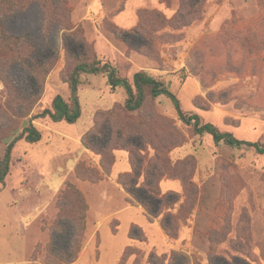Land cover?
Here are the masks:
<instances>
[{"label": "rangeland", "instance_id": "rangeland-1", "mask_svg": "<svg viewBox=\"0 0 264 264\" xmlns=\"http://www.w3.org/2000/svg\"><path fill=\"white\" fill-rule=\"evenodd\" d=\"M61 2L0 0V159L31 121L42 132L37 143L16 142L10 174L0 184V264H46L51 241L69 247L71 224L53 232L68 182L89 206L79 258L68 264H150L152 253L171 261L173 251L182 253L173 264H210L211 257L217 264H264V154L195 135L165 96L129 113L139 128L134 137L172 139L164 156L182 165L191 184L185 196L179 179L164 176L162 194L176 191L181 198L150 223L117 181L131 171L128 151H114L109 171L82 144L107 113L121 110L125 89H112L106 75L82 73L76 123L32 120L56 95L69 101L65 81L75 64L96 58L131 81L147 71L184 111L264 144V0H201L193 11L183 0H63L64 14ZM101 128L108 141L109 128ZM146 152L155 155L153 146ZM80 162L94 176L80 178ZM180 212L178 238L171 239L161 221ZM133 226L143 240L131 239ZM128 246L135 254L123 259Z\"/></svg>", "mask_w": 264, "mask_h": 264}, {"label": "trees", "instance_id": "trees-1", "mask_svg": "<svg viewBox=\"0 0 264 264\" xmlns=\"http://www.w3.org/2000/svg\"><path fill=\"white\" fill-rule=\"evenodd\" d=\"M61 1V14H64V3L63 0ZM199 2L201 0H183V7L185 10L189 8L191 9L190 11H193ZM63 23V20H59V24ZM82 73L106 75L112 89L120 87L125 89L127 93L126 102L121 110L114 109L107 113L102 124L109 128V140L106 141L107 132L99 124L83 137L82 144L86 149L99 155L103 166L105 169L108 168L109 171L115 163L114 151H128L131 171L119 174L117 181L127 193V201L131 204L137 203L144 208L145 215L150 223H153L161 215L164 208H172L171 205L178 203L181 198L180 193L176 191L162 194L160 183L164 176L179 179L185 196H187L191 184L189 183L188 174L183 170L182 165L180 163H172L164 156V152L171 144L172 139L167 138L166 134L163 136L157 134L153 137L149 134L145 136L141 134L140 138L134 137L139 128L130 123L129 118L126 117L129 113L141 111L149 101L165 96L171 99L179 118L185 124L191 126L195 135L208 134L216 144L224 143L231 147L247 145L264 154L263 143L238 139L232 132L222 131L213 123L203 122L199 114L184 111L177 95L164 82L150 75L147 71H137L131 81L128 77L122 76L120 70L110 62H103L96 58L93 60H81L75 64L71 74L65 81L71 90L69 101L61 94L56 95L52 106L34 115L32 120L49 117L53 122L66 121L71 124L76 123L81 116L78 88L81 84ZM23 138L29 143H37L42 139V132L31 121L22 133L7 145L5 154L0 159V184L6 183L11 170L13 148L16 142ZM97 140H103L106 143L102 144ZM148 146H153L155 149L153 158L148 157L146 152ZM75 170L80 178L88 177L87 175L94 176L93 170L86 167L83 162L78 163ZM142 177L144 180L140 183ZM58 206L59 210L53 223V232L62 234L67 231L66 228L68 227L66 225L71 224L72 239L69 247L65 250L58 249L54 242L51 241L47 246L46 264H68L77 261L86 232L89 206L82 191L74 184L68 182L66 188L60 193ZM183 209L181 208V211ZM180 214L181 212L177 216L167 215L161 221L162 228L171 239L178 238L179 221L183 218V216H181L182 218L180 217ZM130 236L131 239L143 240L144 233L140 228L133 226ZM132 254H135V250L132 246H128L124 252L123 259ZM181 254V252L173 251L171 261H168L167 254L159 256L156 253H152L149 263L173 264L178 255ZM182 256L187 261L185 255L183 254ZM210 264H217L215 257L210 258Z\"/></svg>", "mask_w": 264, "mask_h": 264}]
</instances>
